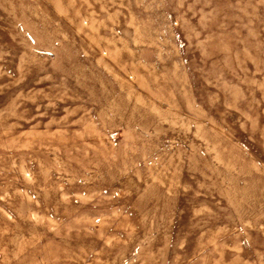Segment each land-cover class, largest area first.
<instances>
[{"label":"rangeland","instance_id":"1","mask_svg":"<svg viewBox=\"0 0 264 264\" xmlns=\"http://www.w3.org/2000/svg\"><path fill=\"white\" fill-rule=\"evenodd\" d=\"M0 264H264V0H0Z\"/></svg>","mask_w":264,"mask_h":264}]
</instances>
